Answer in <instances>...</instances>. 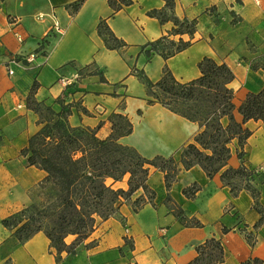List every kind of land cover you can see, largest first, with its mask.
I'll use <instances>...</instances> for the list:
<instances>
[{"label": "crops", "instance_id": "crops-1", "mask_svg": "<svg viewBox=\"0 0 264 264\" xmlns=\"http://www.w3.org/2000/svg\"><path fill=\"white\" fill-rule=\"evenodd\" d=\"M76 1L0 0L1 221L2 188L24 191L45 174L28 165L29 170L15 177L11 168L14 156L21 155L37 131L38 115L27 107L34 82L38 102L57 112L59 100L73 104L70 125L96 129L100 138L111 134L115 114L126 115L133 132L120 142L147 159L174 157L181 171L168 192L164 172L152 168L148 184L156 192L154 200L136 212L125 203L118 215L99 223L75 256L63 252L57 260L56 250L41 231L17 244L2 264H189L198 255L196 248L209 238L222 240L225 261L220 264H243L253 258L264 262V225L254 229L260 214L253 207L251 192L241 188L234 195L221 173L210 178L199 165L183 169L181 152L203 127L163 105H148L147 87L138 75L144 72L156 82L167 66L177 80L189 82L201 76L198 64L203 58L225 63L235 76L229 85L234 91V117L243 123L238 108L249 94L264 89V0H175V15L197 20V31L193 37L183 35L191 46L166 61L158 54L148 61L141 52V46L168 35L174 27L171 21L161 24L147 14L163 9L164 0H133L114 17L108 0H83L73 10L70 6ZM101 20H107L127 46L108 49L98 33ZM55 25L61 31L56 32ZM33 53L36 58L29 63L26 58ZM12 59L17 64L11 65L14 74L10 75L7 64ZM91 70L106 81L98 74L90 75ZM244 127L253 133L243 148L244 157L238 156L240 147L234 140L228 167L244 165L264 172V122L249 120ZM194 184L199 191L193 198L186 197L184 189ZM253 185L264 209V182L256 179ZM113 186L128 189V176ZM143 194L140 189L132 198ZM168 195L183 209L187 221L199 220L202 225L183 224L166 205ZM223 228L228 232L223 233ZM248 232L256 236L253 247L246 239ZM126 239L133 243V250ZM73 240L74 236L66 239L69 244Z\"/></svg>", "mask_w": 264, "mask_h": 264}, {"label": "trees", "instance_id": "trees-1", "mask_svg": "<svg viewBox=\"0 0 264 264\" xmlns=\"http://www.w3.org/2000/svg\"><path fill=\"white\" fill-rule=\"evenodd\" d=\"M165 7L161 10H151L147 14L157 18L161 24L173 22L174 27L168 35L141 46V52L150 61L158 54L166 61L191 46V41H184L183 35L191 37L197 31V20L180 19L175 15V0H164ZM83 0L71 4L73 10H78ZM112 9L111 17L120 10L133 4V0H108ZM98 33L110 50H119L127 44L111 30L107 20H101ZM175 36H180L175 40ZM201 76L189 82H181L175 78L167 66L163 69L161 79L154 82L144 72L138 73L139 78L147 87L148 105L160 104L174 113L191 121L198 122L203 130L195 137L193 143L185 146L181 152V163L184 170L199 165L212 178L221 173L222 181L231 187L234 195L241 188L251 192L254 199V209L260 214L259 221L254 225L257 230L264 225V209L259 197L260 193L253 185L254 177L261 176L264 182V172L250 169L242 165L235 169L228 167L231 158V144L237 140L240 150L238 156L244 157L243 148L253 134L244 127L249 120L264 122V89L251 93L238 108L243 116V123L236 121L233 102L234 91L229 87L235 76L225 63L205 57L198 64ZM95 65L91 66L93 69ZM104 76L91 70L90 75ZM38 90L34 82L27 98V107L38 116V124L42 125L21 151V156L27 159L29 166H34L45 172V177L38 184L39 201L25 207L23 210L3 219L1 224L13 231V237L18 244L32 238L39 232H44L51 242V248L57 252V260L66 252L75 256L81 243L87 240L101 221L119 214L121 207L131 202L134 211L140 210L146 203L154 200L156 192L148 184L152 168L165 174V186L169 192L177 181L181 171L174 157H155L147 159L134 148L123 145L120 139L133 132L130 119L117 113L112 118V132L106 138H100L97 130L90 127H72L69 117L73 104L63 105L58 101L61 110L56 112L52 106L38 102L35 94ZM228 123L224 124L223 119ZM128 176V189L115 188L114 183ZM113 183L109 184L108 181ZM245 181L244 186L233 181ZM142 189L144 194L133 199V195ZM199 191V186L184 189L188 198H193ZM166 205L176 217L187 226L200 227L199 220L187 221L185 212L170 197ZM228 229L223 228V233ZM74 236L69 244L66 239ZM246 239L253 247L256 236L253 232L246 234ZM1 245V243H0ZM126 245L131 250L134 245L126 239ZM198 255L189 264H220L225 261V253L221 238H209L197 248ZM138 264V263H128ZM243 264H264L258 258H253Z\"/></svg>", "mask_w": 264, "mask_h": 264}, {"label": "rangeland", "instance_id": "rangeland-1", "mask_svg": "<svg viewBox=\"0 0 264 264\" xmlns=\"http://www.w3.org/2000/svg\"><path fill=\"white\" fill-rule=\"evenodd\" d=\"M38 120H39V116H38L37 121ZM37 125H38L37 126V131H38V130H40L42 125H39L38 122H37ZM25 161H26L25 157H22L20 154H19V156H14V158L11 162V168H12V171L15 173V177H17L22 172V170H29L28 169L29 168L28 163L27 162L25 163ZM21 163L23 164V166L19 165ZM29 172L30 171H28V173ZM6 175H7L6 178L8 179L9 176L7 173H6ZM44 177H45V174L40 180H38L36 183L31 185L27 190H24V191L23 190L22 191H16V188H14L10 192L8 190L9 188H6V187L2 188L1 196L5 202L4 211H3V215H4L3 219L11 216L14 213H17V212L23 210L25 207L31 205L34 202L39 201L38 195L40 194V189L38 188V184L43 180ZM6 178L4 177V179H6ZM254 179L255 180L256 179L261 180L263 178L261 176H259L257 178L254 177ZM110 182L111 181L109 180L108 183L110 184ZM233 182L239 186H244L246 183L245 181H239V180H236ZM128 203L132 205V203H130V202H128ZM0 243H1V245H0V264H2V262H3L2 260L10 255V253L12 252V250L14 249V247L18 243H17V240L13 237V231L12 230L8 231V230L3 229V226L1 224V219H0Z\"/></svg>", "mask_w": 264, "mask_h": 264}, {"label": "built area", "instance_id": "built-area-1", "mask_svg": "<svg viewBox=\"0 0 264 264\" xmlns=\"http://www.w3.org/2000/svg\"><path fill=\"white\" fill-rule=\"evenodd\" d=\"M55 26H56V29H55L56 32L61 31L58 25H55ZM17 37L22 41L21 36L17 35ZM35 58H36V54L33 53V54H30V55L26 58V60H27L29 63H31V62H33V61L35 60ZM12 64H17L16 60H13V59H12V60H10V62H8V64H7V69H8V72H9L10 75H13V74H14V70L11 68V65H12Z\"/></svg>", "mask_w": 264, "mask_h": 264}]
</instances>
